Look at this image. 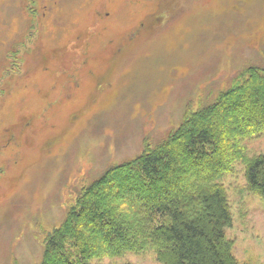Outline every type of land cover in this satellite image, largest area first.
Returning <instances> with one entry per match:
<instances>
[{
	"label": "rangeland",
	"instance_id": "obj_1",
	"mask_svg": "<svg viewBox=\"0 0 264 264\" xmlns=\"http://www.w3.org/2000/svg\"><path fill=\"white\" fill-rule=\"evenodd\" d=\"M249 67L264 69V0H0V264H39L81 187ZM242 144L264 157V131ZM218 182L234 257L264 264V197L239 162ZM88 264L159 263L149 250Z\"/></svg>",
	"mask_w": 264,
	"mask_h": 264
},
{
	"label": "trees",
	"instance_id": "obj_2",
	"mask_svg": "<svg viewBox=\"0 0 264 264\" xmlns=\"http://www.w3.org/2000/svg\"><path fill=\"white\" fill-rule=\"evenodd\" d=\"M262 131L264 69L249 67L155 146L81 187L46 237L39 264L149 250L159 264H239L225 234L232 216L218 181L239 162L247 191L264 197V157L249 156L242 144Z\"/></svg>",
	"mask_w": 264,
	"mask_h": 264
},
{
	"label": "flooded vegetation",
	"instance_id": "obj_3",
	"mask_svg": "<svg viewBox=\"0 0 264 264\" xmlns=\"http://www.w3.org/2000/svg\"><path fill=\"white\" fill-rule=\"evenodd\" d=\"M165 17H167L168 18V16H170V14L169 13H167V10H165ZM87 42V41H86ZM16 48H18V47H16ZM85 49H86V47H85ZM87 51H88V49H86L85 50V52L84 53H87ZM17 54H18V51H15V52H13L12 53V55H11V59H13L12 60V63L10 64V71H14V69H18L17 67V61H18V59L16 58L17 57ZM72 69V67L70 68V70ZM50 157V156H49ZM54 159V158H53Z\"/></svg>",
	"mask_w": 264,
	"mask_h": 264
}]
</instances>
